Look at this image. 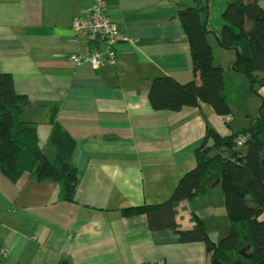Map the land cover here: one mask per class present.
Returning <instances> with one entry per match:
<instances>
[{"label":"crops","instance_id":"1","mask_svg":"<svg viewBox=\"0 0 264 264\" xmlns=\"http://www.w3.org/2000/svg\"><path fill=\"white\" fill-rule=\"evenodd\" d=\"M107 1L129 41L118 45L114 64L94 70L69 56L90 49L72 23L87 17L95 0H0V70L12 75L16 92L30 101L22 120L37 128L43 147L57 146L66 134L77 143L73 201L61 199L56 182L41 183L28 174L12 182L0 171V264L209 261L204 243H182L171 230L152 231L146 215L126 218L121 211L170 199L180 179L196 167V150L208 128L229 137L255 118L246 107L237 129L230 104L228 116L204 103L179 112L155 111L148 99L154 78L193 79L190 42L178 16L193 2ZM206 23L228 93V76L239 83L231 68L236 51L221 47V31L210 29L208 17ZM237 149L246 152L245 146ZM175 211L182 230L196 227L195 215L216 241L230 230L218 179L206 195L178 203ZM219 219L227 225L221 233L214 231Z\"/></svg>","mask_w":264,"mask_h":264},{"label":"trees","instance_id":"2","mask_svg":"<svg viewBox=\"0 0 264 264\" xmlns=\"http://www.w3.org/2000/svg\"><path fill=\"white\" fill-rule=\"evenodd\" d=\"M263 0H231L222 14L224 26L218 43L236 51L234 70L248 77L252 88H264V6ZM203 0L181 8L179 19L191 47L193 79L181 83L171 76L152 80L148 99L155 111L179 112L204 103L217 115L231 114L226 93L225 70L215 63L208 40V7ZM205 18V19H203ZM264 101V98H263ZM30 107L27 97L16 92L11 74L0 70V171L12 182L24 174L39 182H56L61 199L73 201L77 174L72 158L76 141L66 134L56 145H41L37 128L22 120ZM264 106L258 118H250L240 132L229 137L207 129L196 150V167L179 181L173 195L157 205L126 208L123 217L146 215L152 231L175 232L182 243H204L207 264H264ZM246 136V152L238 150L237 139ZM219 180L225 197L230 230L214 241L206 223L195 215L196 227L182 230L176 220V205L206 195L209 185ZM60 264H71L62 261Z\"/></svg>","mask_w":264,"mask_h":264},{"label":"built area","instance_id":"3","mask_svg":"<svg viewBox=\"0 0 264 264\" xmlns=\"http://www.w3.org/2000/svg\"><path fill=\"white\" fill-rule=\"evenodd\" d=\"M72 28L75 32L86 35L90 49L71 54L69 59L77 66L88 64L94 70H99L106 64H114L118 56V45L129 41L111 18L107 0H95L89 15L75 19ZM246 140V136H240L236 142L237 148L244 147Z\"/></svg>","mask_w":264,"mask_h":264},{"label":"rangeland","instance_id":"4","mask_svg":"<svg viewBox=\"0 0 264 264\" xmlns=\"http://www.w3.org/2000/svg\"><path fill=\"white\" fill-rule=\"evenodd\" d=\"M194 5V0H192ZM203 4L208 7V23L210 26V29L221 31L222 27L224 26V19L222 17V14L226 10L227 6L231 2V0H203ZM264 4V0L262 2ZM192 5V6H193ZM215 44L214 42H212ZM223 52H230L229 54H233L231 52L233 51H225ZM229 61L228 59L224 58V62ZM226 65H229L228 62ZM231 68L234 69V67L231 66ZM235 71V70H234ZM236 72V71H235ZM237 73V72H236ZM235 73V74H236ZM239 83L235 78H230L228 76V89H227V96H229V104L232 106L233 110V117L235 118V124L237 125V129L240 128L241 122V111L244 110L247 107V114H250L254 118H258L261 114L260 110L264 106V88H262L259 85H255L253 88L249 82V79L247 76L237 73ZM231 91V92H230ZM264 111V108H263ZM244 122V120H243ZM242 122V123H243ZM225 212V211H224ZM226 213V212H225ZM226 221H222V219H219L217 222V226L215 227L214 231L217 230V232L220 230L219 233L223 231V228L226 229L227 225L225 224ZM224 232H222V236L219 239H222L224 236ZM211 237L213 240L216 241L217 236L212 235ZM219 237V236H218Z\"/></svg>","mask_w":264,"mask_h":264}]
</instances>
